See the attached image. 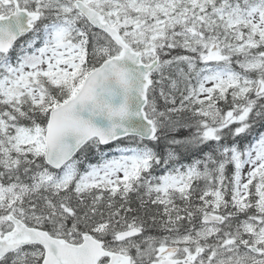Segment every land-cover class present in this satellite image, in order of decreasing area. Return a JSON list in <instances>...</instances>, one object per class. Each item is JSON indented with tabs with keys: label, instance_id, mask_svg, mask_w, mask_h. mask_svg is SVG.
<instances>
[{
	"label": "snow or ice",
	"instance_id": "1",
	"mask_svg": "<svg viewBox=\"0 0 264 264\" xmlns=\"http://www.w3.org/2000/svg\"><path fill=\"white\" fill-rule=\"evenodd\" d=\"M0 264H264V0H0Z\"/></svg>",
	"mask_w": 264,
	"mask_h": 264
}]
</instances>
